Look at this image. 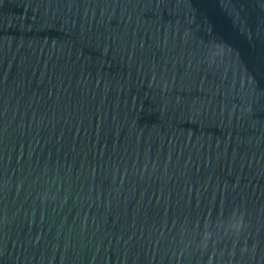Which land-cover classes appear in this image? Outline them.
<instances>
[{
  "label": "water",
  "instance_id": "95a60500",
  "mask_svg": "<svg viewBox=\"0 0 264 264\" xmlns=\"http://www.w3.org/2000/svg\"><path fill=\"white\" fill-rule=\"evenodd\" d=\"M0 264H264V0H0Z\"/></svg>",
  "mask_w": 264,
  "mask_h": 264
}]
</instances>
